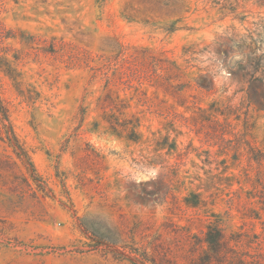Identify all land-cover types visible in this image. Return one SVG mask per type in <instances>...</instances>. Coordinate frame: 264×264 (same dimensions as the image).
Listing matches in <instances>:
<instances>
[{
  "label": "rangeland",
  "instance_id": "obj_1",
  "mask_svg": "<svg viewBox=\"0 0 264 264\" xmlns=\"http://www.w3.org/2000/svg\"><path fill=\"white\" fill-rule=\"evenodd\" d=\"M0 25V264H264V0H0Z\"/></svg>",
  "mask_w": 264,
  "mask_h": 264
},
{
  "label": "trees",
  "instance_id": "obj_2",
  "mask_svg": "<svg viewBox=\"0 0 264 264\" xmlns=\"http://www.w3.org/2000/svg\"><path fill=\"white\" fill-rule=\"evenodd\" d=\"M54 45L55 44L52 43V47L53 48H54ZM254 70H256L255 67H254ZM121 74H122V76L120 75L118 77H112V79H111V76L107 75L104 72V76L105 77H109L106 80L104 88H107V85H108V83L109 84L111 83V80L117 81L120 84H125L126 83L127 88L132 87V85L129 84L130 83V80L128 79L129 75L127 73H125V72H122ZM134 79L137 81L138 84L141 83L140 76H136ZM107 95H108V99L111 102H115V103L116 102H122V99H119L118 94H115L114 98H111V96L109 94H107ZM131 121H133V120H131ZM0 123H1L2 128L4 129V133H5L4 139H5V141L8 142V144L10 146H12L14 148L17 146L19 148V144L17 142L18 140L14 136V132L12 130L11 124H10L9 119H8L7 108L2 104L1 97H0ZM129 123L132 125L131 131H134V128L139 125L138 123H133V122H129ZM9 132L12 133V136L9 135ZM22 157H24V156H22ZM218 235H220V234L218 233L216 237H213L212 234H211V230L209 229V231L207 232V235L203 238L202 241L204 243L208 244L211 247L212 246H214L215 248L219 247L220 244H221V240H220V238H218ZM142 258H143V261H144L143 264H146V263H148V264H158L154 258H148L146 256H143Z\"/></svg>",
  "mask_w": 264,
  "mask_h": 264
},
{
  "label": "clouds",
  "instance_id": "obj_3",
  "mask_svg": "<svg viewBox=\"0 0 264 264\" xmlns=\"http://www.w3.org/2000/svg\"><path fill=\"white\" fill-rule=\"evenodd\" d=\"M144 179H147V177H144Z\"/></svg>",
  "mask_w": 264,
  "mask_h": 264
}]
</instances>
